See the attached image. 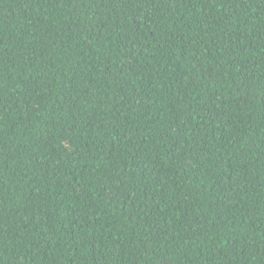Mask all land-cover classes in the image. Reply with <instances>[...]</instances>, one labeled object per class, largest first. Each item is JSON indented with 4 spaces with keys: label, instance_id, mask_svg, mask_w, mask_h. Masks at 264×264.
<instances>
[{
    "label": "trees",
    "instance_id": "obj_1",
    "mask_svg": "<svg viewBox=\"0 0 264 264\" xmlns=\"http://www.w3.org/2000/svg\"><path fill=\"white\" fill-rule=\"evenodd\" d=\"M0 264H264V0H0Z\"/></svg>",
    "mask_w": 264,
    "mask_h": 264
}]
</instances>
